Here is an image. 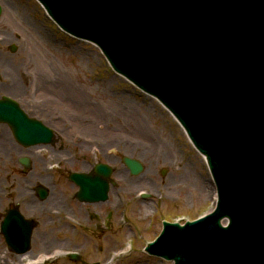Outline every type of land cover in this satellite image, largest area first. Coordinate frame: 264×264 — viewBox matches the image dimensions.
Masks as SVG:
<instances>
[{
  "label": "water",
  "instance_id": "water-1",
  "mask_svg": "<svg viewBox=\"0 0 264 264\" xmlns=\"http://www.w3.org/2000/svg\"><path fill=\"white\" fill-rule=\"evenodd\" d=\"M37 1L64 32L95 44L116 73L157 98L206 159L214 209L183 225L164 219L143 249L173 264H264V0ZM0 123L23 146L54 143L49 127L6 96ZM19 161L29 167L27 157ZM122 162L132 175L143 172L135 158ZM95 171L69 175L78 199L107 198L111 170ZM36 192L47 196L43 186ZM0 229L15 253L30 249L33 221L17 208Z\"/></svg>",
  "mask_w": 264,
  "mask_h": 264
},
{
  "label": "rangeland",
  "instance_id": "rangeland-1",
  "mask_svg": "<svg viewBox=\"0 0 264 264\" xmlns=\"http://www.w3.org/2000/svg\"><path fill=\"white\" fill-rule=\"evenodd\" d=\"M0 6V96L17 101L55 135L53 144L26 147L0 124V221L16 205L35 222L30 250L22 255L7 248L0 232V264L41 255L40 264H173L143 247L164 219L185 222L214 208L215 186L202 155L155 98L114 72L95 45L63 32L36 0H0ZM58 83L74 88L91 113L45 111L43 97L56 96L49 86ZM122 155L139 159L142 174L130 175ZM21 157H29L30 170L23 171ZM100 161L114 167L116 185L106 201L81 203L68 174ZM38 184L49 189L48 200L36 195ZM20 185L30 197L22 198ZM34 202L37 207L29 205ZM122 248L126 253L119 255ZM72 251L79 261L67 257Z\"/></svg>",
  "mask_w": 264,
  "mask_h": 264
},
{
  "label": "bare ground",
  "instance_id": "bare-ground-1",
  "mask_svg": "<svg viewBox=\"0 0 264 264\" xmlns=\"http://www.w3.org/2000/svg\"><path fill=\"white\" fill-rule=\"evenodd\" d=\"M49 89L50 90H56V96H46L45 95L43 97L42 101L44 103H46L47 108L50 109V110L46 109L45 111H48L50 113L59 112V113L68 114L71 116L73 115V116H76L77 118H81V115L83 118L87 113H91V112H87L88 107L86 110V105L82 101V97L74 91V88L71 89V87L69 85L67 86V85L58 83L57 85H50ZM42 112H44V111H42ZM97 115H99V114H97ZM94 133H97V132L94 131ZM106 157H108L107 154H106ZM202 160L203 161L205 160L204 156H202ZM86 170H88V169H86ZM201 183H205V186H207V188L209 190L212 187V186H210L211 185V179H209V178H206V177L202 178ZM19 194H22V198L30 197V193L28 191L27 185H20ZM48 197L46 198V200H48ZM29 205H31L32 207H37L38 203L34 202V204H29ZM45 257H46V255H41L35 259H29L26 264H40L45 259Z\"/></svg>",
  "mask_w": 264,
  "mask_h": 264
},
{
  "label": "flooded vegetation",
  "instance_id": "flooded-vegetation-1",
  "mask_svg": "<svg viewBox=\"0 0 264 264\" xmlns=\"http://www.w3.org/2000/svg\"><path fill=\"white\" fill-rule=\"evenodd\" d=\"M111 152V151H110ZM111 158V157H110ZM100 162H104V161H100ZM95 164V163H94ZM94 164H88L87 166H86V169H91L92 167H93V165ZM109 164V163H108ZM81 203H84V202H81ZM84 204H95V203H84ZM88 218H89V216H88Z\"/></svg>",
  "mask_w": 264,
  "mask_h": 264
}]
</instances>
